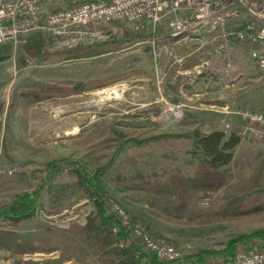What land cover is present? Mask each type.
I'll return each mask as SVG.
<instances>
[{"label":"rangeland","instance_id":"374dc122","mask_svg":"<svg viewBox=\"0 0 264 264\" xmlns=\"http://www.w3.org/2000/svg\"><path fill=\"white\" fill-rule=\"evenodd\" d=\"M170 23L42 30L40 51L23 45L35 32L0 52V264H121L122 237L116 240L115 225L101 223L96 187L80 180L97 170L107 214L117 204L132 227L189 256L183 264L264 229V138H241L228 165L207 173L188 168L197 159L194 134L237 133L241 111L264 109V70L237 41L224 60L190 54L189 40L173 39ZM138 32L151 35L88 58L54 54ZM55 83L81 86L35 98ZM178 169L189 178L184 189L174 185ZM18 203L30 204L34 216L9 220ZM254 242H239L234 252ZM130 246L148 254L137 238ZM220 258L213 253L202 264Z\"/></svg>","mask_w":264,"mask_h":264},{"label":"built area","instance_id":"2783aa9c","mask_svg":"<svg viewBox=\"0 0 264 264\" xmlns=\"http://www.w3.org/2000/svg\"><path fill=\"white\" fill-rule=\"evenodd\" d=\"M166 19H171L173 39L189 40L190 54L224 60L237 41L250 50L255 65L264 70V0H0V45L16 43L42 30L61 34L79 26L115 21L156 25ZM239 115L237 134L241 138H264V109L243 110ZM111 205L120 227L130 229L129 235L119 241L120 248L137 238L143 250L160 261H184V254L174 245L154 239L139 226L132 227L122 209L115 203ZM120 227H114V231ZM205 264H264V244Z\"/></svg>","mask_w":264,"mask_h":264},{"label":"trees","instance_id":"16d2710c","mask_svg":"<svg viewBox=\"0 0 264 264\" xmlns=\"http://www.w3.org/2000/svg\"><path fill=\"white\" fill-rule=\"evenodd\" d=\"M151 35V34H150ZM150 35H146L143 32L138 33H127V35L122 40H115L105 43H79L73 46L68 47L67 49H63L61 51L55 52L54 54L59 55V57L63 58L64 60L70 59H82L88 58L93 56H98L103 53L109 52L111 49H117L123 46H127V44H131L137 42L139 40L147 39ZM45 39L42 34L35 33L28 36L25 40L24 48L31 50V51H40L42 46L45 45ZM12 46V42H7L0 45V52H7L9 51L10 47ZM34 51V52H35ZM81 86L79 85H72L71 87L66 88V85H61L55 83L53 85L47 84L44 87L39 88L36 90L34 96L39 100L41 97L40 94L46 93L49 96L52 94L58 93L62 94L63 91H71L75 87ZM65 92H63L64 94ZM155 140V139H154ZM153 139H147L148 142L154 144ZM192 146H193V154L196 155V161L193 160L188 164L189 170H197L202 172H209L212 169H217L219 167L228 165L233 159V150L236 146L239 145L241 142V137L236 132L226 133L224 130L221 129H213L208 133L204 134H194L192 139ZM141 142V141H140ZM140 148L139 144H135L132 146L134 155L141 157L143 152L138 151ZM128 162V161H127ZM107 168L106 167H103ZM101 170H97L96 173H93L91 178H85V176L80 175V180L84 184L85 182H92L96 189L93 191L94 200L96 202V206L98 209V217L101 220L102 224H106L107 226H114L120 227V219L116 214V211L113 209L112 205L109 207L112 209L111 214H107V204L106 203V193L103 191L102 186L100 184L99 176L101 174ZM178 175L180 176L181 180L177 181L174 185L177 188L184 189L187 187V183L184 181H189L188 177H185V174L182 170H177ZM119 174H117L118 176ZM98 176V177H96ZM118 178V177H117ZM92 179V180H91ZM93 179H97L98 182L94 183ZM119 180V179H118ZM86 185V183H85ZM179 186V187H178ZM34 216V210L30 204L25 203H18L14 205L12 209L9 211V220L18 222L22 219L31 218ZM130 233V229L127 227H120L118 233L116 234V240L119 238H124L128 236ZM251 242L256 241L252 245H256L259 243L264 244V229L256 230L250 232L248 234H242L237 236L235 239L231 240L226 249L223 251H213L214 254L223 253L225 258H231L234 255V248L239 242ZM136 243V242H134ZM252 247V246H251ZM126 256L122 259L121 264H170L171 262L167 261H160L158 260L155 255L153 254H144L141 249H136L135 247H128L125 248ZM210 251L202 250L196 253V261L189 264H202L204 259H206L207 255L213 254ZM189 256H184L183 260H189ZM179 261L178 263H181Z\"/></svg>","mask_w":264,"mask_h":264},{"label":"crops","instance_id":"0c3cea01","mask_svg":"<svg viewBox=\"0 0 264 264\" xmlns=\"http://www.w3.org/2000/svg\"><path fill=\"white\" fill-rule=\"evenodd\" d=\"M192 50L188 51V52H191ZM198 65V64H197ZM197 65H194L193 67H196ZM205 78V77H204Z\"/></svg>","mask_w":264,"mask_h":264}]
</instances>
